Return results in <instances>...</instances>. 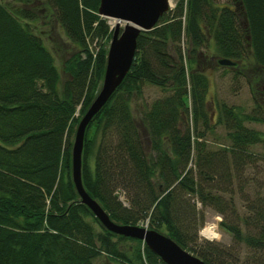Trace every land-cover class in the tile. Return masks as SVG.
Wrapping results in <instances>:
<instances>
[{
    "label": "trees",
    "instance_id": "trees-1",
    "mask_svg": "<svg viewBox=\"0 0 264 264\" xmlns=\"http://www.w3.org/2000/svg\"><path fill=\"white\" fill-rule=\"evenodd\" d=\"M11 1H0V264H92L103 254L120 264H166L141 240L107 230L72 180L74 132L99 91L112 33L100 0ZM56 29L70 53L61 86ZM213 58L235 61L236 77L264 72V0H175L142 30L128 72L85 130L81 179L113 221H148L207 264H239L236 246L198 242L199 200L224 216L219 226L246 246L249 264H264V197L246 206L242 234L233 198L223 196L250 163L249 146L264 149V135L243 122L264 118L224 106L229 143L209 145L204 69ZM147 86L160 95L147 101ZM123 240L136 245L121 249Z\"/></svg>",
    "mask_w": 264,
    "mask_h": 264
},
{
    "label": "rangeland",
    "instance_id": "rangeland-1",
    "mask_svg": "<svg viewBox=\"0 0 264 264\" xmlns=\"http://www.w3.org/2000/svg\"><path fill=\"white\" fill-rule=\"evenodd\" d=\"M4 4L13 3L11 0H0ZM170 3L173 5L174 0H170ZM18 5V4H17ZM122 26L125 22L119 21ZM52 22L50 21L49 25ZM108 23L111 26H114L117 23V20L112 18L108 19ZM58 30V29H56ZM59 31V30H58ZM57 33V32H56ZM58 46L68 42L67 37L63 32L59 31L58 38H56ZM50 47H53V43L46 42ZM109 41H107L108 47ZM64 46L61 45V48H58L59 51L53 52L55 57V63L58 67V71L61 76L60 86L62 83L69 78L68 73L63 69L64 60L67 59L70 53H65ZM61 49V50H60ZM93 50V48L91 49ZM208 51V49H207ZM209 53L211 54L210 48ZM207 75L210 78V86L208 90V115L211 116V124L214 125V131L207 133L209 145L212 148H217L220 146L228 145L229 140L227 138V132L229 130L228 125L225 122L224 115V106L226 108L234 107V111L242 114L256 115L264 118V72L255 73V72H246L239 74V76H234L232 74V67L229 66H220L216 59L209 61L205 65ZM248 73V74H247ZM246 76V77H245ZM160 95V91L155 86H147L144 89V98L147 101H151L153 98ZM141 105V100L134 99L132 102V110L137 115V108ZM243 124L246 127L259 130L262 135H264V120L263 121H244ZM190 126L192 122L190 121ZM93 132H90L92 136ZM249 151L253 153L252 158H250V163L244 167L241 173V180H234L233 184V194L223 193V196L226 199L230 197L233 198L235 210L237 212V217L235 220L238 222L242 229V234H245V226L243 223V218L249 213L246 210V206L258 202L257 197H264V149L261 143H257L249 146ZM92 164V159L90 160ZM120 198L123 199V196L120 195ZM196 209L198 211L203 210L204 212V224L200 227L202 228L206 223L209 222H220L223 219V215L218 213L211 207H202V204L199 200H195ZM199 204H198V203ZM260 206V203L258 204ZM219 218V219H218ZM199 228V229H200ZM218 230L220 234V239L212 242H220L225 248H234L240 250L239 255L242 258V261L239 264H249L250 254L246 253L247 248L244 244L239 246L235 245L233 236L228 231L222 229L218 225ZM162 231H166L165 228ZM198 242H205L206 239L199 235V230L197 232ZM135 241L123 240L119 241V246L121 249L126 250L130 246H135ZM230 246V247H229ZM248 258V261H243ZM92 264H120L118 261L109 258L106 255H100L96 257Z\"/></svg>",
    "mask_w": 264,
    "mask_h": 264
},
{
    "label": "water",
    "instance_id": "water-1",
    "mask_svg": "<svg viewBox=\"0 0 264 264\" xmlns=\"http://www.w3.org/2000/svg\"><path fill=\"white\" fill-rule=\"evenodd\" d=\"M169 8L168 0H100L98 13L117 20V23L113 27L108 44L99 91L81 116L74 132L71 148V176L80 201L88 206L107 230L141 240L166 264H207L161 232L113 221L98 201L87 193L81 179L82 150L88 124L105 105L128 72L136 52L139 33L142 30L152 29ZM119 21H125L123 26ZM217 62L224 66L235 65V61L228 58H218Z\"/></svg>",
    "mask_w": 264,
    "mask_h": 264
},
{
    "label": "built area",
    "instance_id": "built-area-1",
    "mask_svg": "<svg viewBox=\"0 0 264 264\" xmlns=\"http://www.w3.org/2000/svg\"><path fill=\"white\" fill-rule=\"evenodd\" d=\"M200 233L205 238L210 239V240L217 238V235H218L215 224L208 225L207 227L203 228Z\"/></svg>",
    "mask_w": 264,
    "mask_h": 264
},
{
    "label": "crops",
    "instance_id": "crops-1",
    "mask_svg": "<svg viewBox=\"0 0 264 264\" xmlns=\"http://www.w3.org/2000/svg\"><path fill=\"white\" fill-rule=\"evenodd\" d=\"M209 48H210V51L211 53L213 52L214 50V44H213V41L211 40L210 43H209Z\"/></svg>",
    "mask_w": 264,
    "mask_h": 264
},
{
    "label": "bare ground",
    "instance_id": "bare-ground-1",
    "mask_svg": "<svg viewBox=\"0 0 264 264\" xmlns=\"http://www.w3.org/2000/svg\"><path fill=\"white\" fill-rule=\"evenodd\" d=\"M122 22H125V21H122ZM83 151V150H82Z\"/></svg>",
    "mask_w": 264,
    "mask_h": 264
}]
</instances>
